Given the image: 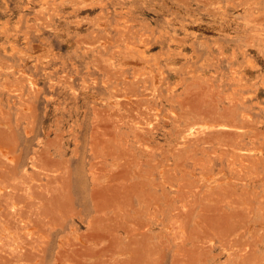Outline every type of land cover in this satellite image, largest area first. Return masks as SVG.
Here are the masks:
<instances>
[{
    "label": "rangeland",
    "instance_id": "1",
    "mask_svg": "<svg viewBox=\"0 0 264 264\" xmlns=\"http://www.w3.org/2000/svg\"><path fill=\"white\" fill-rule=\"evenodd\" d=\"M131 223L264 264V0H0V264H139Z\"/></svg>",
    "mask_w": 264,
    "mask_h": 264
},
{
    "label": "bare ground",
    "instance_id": "2",
    "mask_svg": "<svg viewBox=\"0 0 264 264\" xmlns=\"http://www.w3.org/2000/svg\"><path fill=\"white\" fill-rule=\"evenodd\" d=\"M237 136V135H236ZM225 137V136H224ZM225 141H227V140H225ZM246 154H247V152H246ZM117 161V160H116ZM115 163V162H114ZM117 164H120V163H118L117 162ZM156 165H158V164H156ZM119 166V165H118ZM97 186V185H96ZM97 189H96V191L94 192L93 190H92V195L93 194H95V196H94V198H92V199H94V205H95V207H96V210L98 211V210H100V208L101 207H103L106 203L108 204V202L110 201V199H111V196H108L106 193H104L103 192V190H102V188L101 187H96ZM94 192V193H93ZM164 192V191H163ZM178 192V191H177ZM179 192H180V190H179ZM178 192V193H179ZM179 194H181V193H179ZM184 195V194H183ZM182 195V196H183ZM158 196V195H157ZM179 197V196H178ZM154 198H155V201H158L157 199V197L156 196H154ZM84 200V199H83ZM111 200H115V201H117V199H111ZM81 201H82V199H81ZM142 201H144V200H142ZM146 204H147V202L146 201H144ZM92 203V202H91ZM90 204V203H89ZM111 204V203H110ZM93 205V204H92ZM93 205V206H94ZM113 205V204H112ZM111 205V206H112ZM117 206H118V203L116 204ZM85 206V205H84ZM93 206L91 207V208H93ZM116 206V207H117ZM88 207V206H87ZM108 207V206H107ZM106 207V205H105V209L107 208ZM110 208V207H109ZM171 208H173V207H171ZM171 208L169 207V209L171 210ZM89 209V208H88ZM87 209V210H88ZM110 209H112V208H110ZM185 209V208H184ZM184 209H178L177 207H175L174 206V213L172 214V216L171 217H175V216H177L178 215V217H180L179 215H181V214H183L184 212L182 211V210H184ZM92 210V209H91ZM102 210H103V212L104 211H106V210H104L103 208H102ZM113 211L112 212H114V209H112ZM186 210V209H185ZM93 211V210H92ZM101 211V210H100ZM176 211V212H175ZM187 211V210H186ZM96 212V211H95ZM108 212V211H107ZM106 212V213H107ZM187 212H189V211H187ZM86 213V212H85ZM136 213H139L138 211H136ZM115 214V213H114ZM161 214L163 215L164 214V211L162 210L161 211ZM185 214H187V213H185ZM189 215V214H188ZM181 216H183V215H181ZM187 216V215H186ZM160 223H162V224H164V222H163V218H161V221H160ZM124 226V224H120L119 225V227H123ZM164 226L165 227H167V228H171V224H164ZM91 227V226H90ZM125 227H126V225H125ZM130 228H126V230H127V232L129 233V235H130V240H131V242L130 243H132L133 244V249L131 250L132 252V254H133V259H135L136 261L137 260H140V261H143V263L145 262V263H147L149 260L148 259H146V256H145V254H146V252H145V246L142 244V242L143 241H145L147 238H149L150 237V235L148 234V231L147 230H141V226H138V224L137 225H135V224H132L131 223V225L129 226ZM124 228V227H123ZM122 229V228H121ZM92 230V229H91ZM168 230V229H167ZM89 231H90V229H89ZM98 231V230H97ZM88 233V232H87ZM90 235H92L91 233H89ZM126 234V233H125ZM93 236H94V238L95 239H97L96 240V243L94 242V244H97V246H100L98 243H100V244H102L101 242H100V238L102 237V234L101 233H99V232H97V233H95L94 232V234H93ZM126 236H127V234H126ZM89 237V236H88ZM88 237H87V239H88ZM128 237V236H127ZM91 238V237H90ZM93 238V237H92ZM82 239V238H81ZM126 239V238H125ZM128 239V240H129ZM79 240V239H78ZM84 242H85V240H83ZM82 241V242H83ZM88 241V240H87ZM89 241H90V239H89ZM110 241H112V240H110ZM182 242H180V243H178V245H180ZM78 243H76V245L75 246H78L77 245ZM83 244V243H82ZM86 243H84L83 245H85ZM88 244H90V243H88ZM74 245V244H73ZM82 245V246H83ZM88 246V245H87ZM86 246V247H87ZM91 246V245H90ZM93 246V245H92ZM97 246H95V247H97ZM101 246H103L104 247V245H101ZM85 247V246H84ZM94 247V248H95ZM108 247V246H107ZM75 248H77V247H75ZM73 249V248H72ZM82 249V248H81ZM86 249V248H85ZM88 249V248H87ZM91 249H93V248H90V249H88V250H90L91 251ZM74 250V249H73ZM80 250V249H79ZM78 250V251H79ZM84 250V249H83ZM83 250H81V251H83ZM96 253H99V252H102L103 250H104V248H96ZM126 250H129L128 248L126 249ZM76 251V250H75ZM87 251V250H86ZM93 251V250H92ZM106 251V250H105ZM130 251V250H129ZM73 252V251H72ZM85 252V251H84ZM95 252V251H94ZM104 252V251H103ZM78 253V252H77ZM81 253V252H80ZM80 253H79V255L78 256H80ZM89 253V252H88ZM93 253V252H92ZM127 253V252H126ZM130 253V252H129ZM76 254V253H75ZM75 254H73V255H75ZM87 254V253H86ZM86 254H84V256H83V258L85 259V258H87L85 255ZM91 254V253H90ZM76 256V255H75ZM89 256V255H88ZM90 256H92V255H90ZM94 256V255H93ZM95 256H96V254H95ZM100 256V255H99ZM102 256V255H101ZM130 256V255H129ZM26 257L27 258H30V254L29 255H26ZM59 258H60V256H59ZM89 258V257H88ZM94 258H96V257H94ZM102 258V257H101ZM129 258V257H128ZM93 259V258H92ZM91 259V260H92ZM100 259V258H99ZM98 260V259H97ZM57 261H59V259H57ZM93 261V260H92ZM115 261V260H114ZM96 262H99V261H96ZM128 262H130V261H128ZM138 262V261H137ZM115 263V262H114ZM119 263V262H118ZM117 263V264H118ZM139 263V262H138ZM116 264V263H115ZM124 264V263H123ZM140 264V263H139ZM149 264V263H148Z\"/></svg>",
    "mask_w": 264,
    "mask_h": 264
}]
</instances>
